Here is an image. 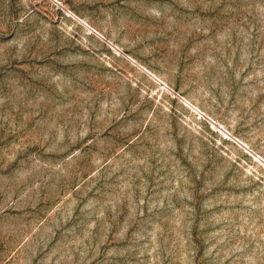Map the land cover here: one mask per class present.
<instances>
[{"label": "rangeland", "instance_id": "obj_1", "mask_svg": "<svg viewBox=\"0 0 264 264\" xmlns=\"http://www.w3.org/2000/svg\"><path fill=\"white\" fill-rule=\"evenodd\" d=\"M0 264H264V0H0Z\"/></svg>", "mask_w": 264, "mask_h": 264}]
</instances>
